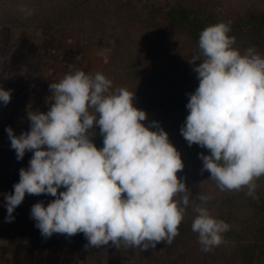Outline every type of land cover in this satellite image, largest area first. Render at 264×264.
I'll return each mask as SVG.
<instances>
[{
  "label": "clouds",
  "instance_id": "obj_1",
  "mask_svg": "<svg viewBox=\"0 0 264 264\" xmlns=\"http://www.w3.org/2000/svg\"><path fill=\"white\" fill-rule=\"evenodd\" d=\"M230 33L231 22L200 32L198 52L188 60L199 84L188 94L180 133L189 146L208 150L209 155L199 153L201 171L221 191L247 189L255 198L256 181L264 176V54L254 46L241 52ZM49 92L46 112L28 106L29 131L17 136L6 128L18 161L32 153L14 191L4 194L6 222L13 221L26 194H44L54 199L47 206L35 203L30 218L45 239L82 233L86 249L110 242L142 251L171 244L190 203L178 177L184 163L158 122L145 125L147 113L135 106L136 91L113 89L101 72L77 70L50 83ZM11 96V89L0 86V102L6 106ZM96 128L101 148L92 139ZM197 199L191 230L209 252L225 243L230 225L203 206L210 197Z\"/></svg>",
  "mask_w": 264,
  "mask_h": 264
},
{
  "label": "rangeland",
  "instance_id": "obj_2",
  "mask_svg": "<svg viewBox=\"0 0 264 264\" xmlns=\"http://www.w3.org/2000/svg\"><path fill=\"white\" fill-rule=\"evenodd\" d=\"M176 6L201 15L207 26L231 22L232 27L253 19L249 30L236 27L231 35L241 52L254 46L264 54V0H0V29L29 32L49 44L57 55L58 81L77 70L101 72L113 81V89L136 91L134 103L147 113L145 125L158 122L181 153L184 169L178 177L189 189L183 221L189 229L171 244L137 248L139 264H264V176L256 181L255 198L247 189L221 191L210 173L201 171L199 153L209 155L208 150L189 146L180 133L188 94L199 84L188 63L198 52V38L173 25L169 12ZM148 103L153 105L149 112ZM198 195L210 197L203 206L230 225L225 243L209 252L201 250L191 230L194 209L201 204Z\"/></svg>",
  "mask_w": 264,
  "mask_h": 264
},
{
  "label": "crops",
  "instance_id": "obj_3",
  "mask_svg": "<svg viewBox=\"0 0 264 264\" xmlns=\"http://www.w3.org/2000/svg\"><path fill=\"white\" fill-rule=\"evenodd\" d=\"M56 51L37 36L25 31L0 29V86L12 90L6 106L0 102V264H139L135 249H117L111 245L85 248L82 233L68 237L53 234L45 239L30 218L31 207L37 202L45 206L54 199L50 195H27L6 222L4 194L14 191L19 170L29 166L32 153L22 160L10 146L6 132L14 134L30 130L28 106L32 111L46 112L49 105V84L58 82ZM98 148L103 144L95 143ZM64 189H60L63 191Z\"/></svg>",
  "mask_w": 264,
  "mask_h": 264
},
{
  "label": "trees",
  "instance_id": "obj_4",
  "mask_svg": "<svg viewBox=\"0 0 264 264\" xmlns=\"http://www.w3.org/2000/svg\"><path fill=\"white\" fill-rule=\"evenodd\" d=\"M169 14L171 16L172 23L176 28L186 29V30L190 31L198 39H199L200 32L205 27H207V24H205L206 20L202 19L204 17H202L201 15H196L193 11L186 9L183 6H176L175 8H172L170 10ZM252 20L253 19L245 20L243 22V24H238V25H237V23H233V25L231 27V31L234 32L236 27H240L239 29H241V30H249L248 28L253 27L251 25ZM255 21H258V19H256ZM263 22H264V20H263ZM260 27H264V25L261 24ZM232 32L230 33V35L232 34ZM145 96H146V94H142L141 98L144 99ZM137 101L139 102V104H141L140 99H138ZM152 108H153V105L151 103H148L146 105L145 110L147 112H149V111L153 110ZM94 131L96 132V135L92 138L93 142L103 144V137L99 134V129L96 128V129H94ZM188 229L189 228H187L183 222L179 226V232L180 231L186 232V231H188ZM261 229H262L261 232L264 233V225L262 226ZM253 253H255V252L253 251Z\"/></svg>",
  "mask_w": 264,
  "mask_h": 264
}]
</instances>
